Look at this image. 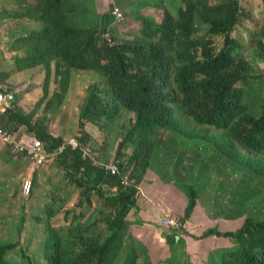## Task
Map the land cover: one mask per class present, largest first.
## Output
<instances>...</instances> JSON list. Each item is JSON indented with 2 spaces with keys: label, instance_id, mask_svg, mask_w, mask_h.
Returning a JSON list of instances; mask_svg holds the SVG:
<instances>
[{
  "label": "trees",
  "instance_id": "16d2710c",
  "mask_svg": "<svg viewBox=\"0 0 264 264\" xmlns=\"http://www.w3.org/2000/svg\"><path fill=\"white\" fill-rule=\"evenodd\" d=\"M149 1L164 9V21L134 41L119 43L107 38L116 22L113 10L103 15L91 11L90 1L85 22L76 23L72 17L78 13L75 0H37L27 16L42 21L44 27L11 45V53L25 52L22 61L17 56L13 59L14 72L36 67L45 72L44 114L62 106L74 71L104 79L88 89L80 111L82 132L75 137H83L85 143L92 139L83 133L86 124L124 137L117 161L124 176L135 170L131 176L136 185L125 189L122 176L112 177L96 168L80 152L67 149L55 158L63 182L80 193L77 208L83 212L77 214L64 206L54 212L64 211L68 224L51 231L52 239L41 256L43 264H138L140 256L124 244L128 218L136 210L139 186L164 145L165 151L175 152L169 160L175 175L161 174V178L165 183L176 180L191 201L181 223L193 215L198 200H204L205 206L207 201L221 202L220 216L251 202L263 220L249 218L235 233L210 230L203 239L230 238L238 244L236 250L224 253L223 264H264V75L241 54L233 36L242 25L243 6L238 0ZM1 9L6 11V5ZM198 14L208 27L206 34L197 30ZM25 18L23 11L15 12V19ZM219 36L224 38L222 47L215 39ZM253 36L257 57L264 62V30ZM51 75L58 85L50 98ZM1 90L4 93L7 88ZM19 101L0 114V129L39 139L53 159L64 141ZM129 115L135 119L127 124ZM201 142L216 150L214 160L198 162L213 155L210 147L195 151L190 159L184 154L188 144L196 143L192 150ZM8 156L12 157L11 152ZM238 163L243 167L237 168ZM96 204L103 206V214H90ZM16 248L17 244L0 245V264H11L7 255ZM21 252L25 264H41L24 249Z\"/></svg>",
  "mask_w": 264,
  "mask_h": 264
},
{
  "label": "rangeland",
  "instance_id": "374dc122",
  "mask_svg": "<svg viewBox=\"0 0 264 264\" xmlns=\"http://www.w3.org/2000/svg\"><path fill=\"white\" fill-rule=\"evenodd\" d=\"M90 1L91 11L100 12L102 15L112 10L115 12L117 8L121 10L125 18L124 21L118 23L116 20L112 29L108 31L111 33L107 37L110 40L115 38L119 43L134 41L137 37H142L147 29L155 30L165 19L164 9L156 6L154 1H149L152 2L149 4L146 0H96V3L94 0H75L78 13L72 17L76 23L85 22L86 7ZM216 1L213 2L216 3ZM36 3L37 0H0V10H2V5L7 7L6 11H0V74L5 77L4 81L0 80V89L5 87L6 91H9L8 82L11 81L10 77L14 73L17 77L13 79L10 88L15 89L17 85L18 88H21L19 93L12 92L17 97V104H21L19 101L21 98L28 112L37 113L38 119L46 121V125L50 127L54 137H61L68 141L74 138L81 140L83 137L75 136L81 135L78 132H82V128L79 126L80 111L85 102L87 91L92 85L103 83L104 79L95 73L77 74L74 71L70 81V90L62 106L44 114V104L42 105L41 100L44 95L43 75L45 72L42 67L32 69L29 75L27 74L28 77L24 73H20L23 72L22 68L20 71L14 72L16 63L13 62V59L17 56L18 60L22 61L25 58V52L17 50L16 54L11 53L12 43L17 38L27 36L44 27L42 21L27 16L30 8L35 7ZM242 6L244 10L242 25L236 29L233 36L239 41L241 54L252 60L259 72L264 75V62L257 57V46L253 33L250 32V29L256 33L264 30V0H245ZM19 11L25 13V19H15V12ZM115 17L117 18V16ZM149 24L150 27L147 26ZM197 30L202 34L208 32V27L202 23L199 14ZM215 39L221 44L219 47H222L224 38L219 36ZM25 77L29 85L18 84L17 81H24ZM53 82L52 80L50 98L56 89ZM262 85L264 88V80H262ZM257 111H260V107H257ZM134 119V115H129L127 124L132 123ZM85 129L83 133L90 134L95 140L88 139L84 144L95 148L102 159H110L107 163L116 161L119 154V143L125 142V138L116 137L114 133L110 134L105 129L99 130L91 124H86ZM16 136L18 137L19 134ZM195 144L191 143L186 146L185 150L188 152L184 154L188 159L194 157L195 151L207 147L213 149V155L206 159L201 158L198 162L205 163L215 159L217 152L208 143L201 142L198 147L190 150V147ZM166 147L167 145H164L159 148L153 165L147 172L148 176L146 175L139 186L137 207L129 215L124 244L133 248L135 253L140 256L138 264H223L224 253L236 250L238 244L230 238L203 239L204 235L210 230H216L222 234L237 232L249 218L261 220L263 218L256 214L251 202L243 206L242 210L240 208L227 210V216H220L224 210L221 202L209 204L207 201L205 206L204 200H201L197 205L196 212L184 225L181 223L184 220H180L181 217L176 216L177 223L180 221L181 226L173 231L164 228L166 217L159 212L161 199L156 182L159 181L161 174L170 178L175 175L173 168L169 165V160L172 161L175 152L173 150L165 151ZM1 150L7 152L9 148L0 140ZM163 151L165 152L158 159V155ZM209 154L210 152L206 153V155ZM3 157L5 156L2 155ZM236 166L237 168L243 167L242 163H238ZM244 168L247 169L245 165ZM19 169L25 170L22 172L24 175L19 174L17 171ZM16 172L19 175H16ZM131 174H135V170H132ZM131 174L126 176L130 178L133 186L136 185V182ZM29 177L32 181V190L30 196L25 197L22 194V184ZM179 190L178 187L174 190L175 200L179 199ZM79 195L78 191L63 182L60 170L55 167V161L35 173L24 161L19 162L16 166L10 164L9 158L0 161V245L17 244V248L7 255V261L11 264H25L21 252L24 249L29 256L39 259L43 264L41 256L44 252V245L48 239H52L51 231L68 224L65 222L64 211L56 214L54 212L64 206L65 209H75L77 214L82 213L83 210L77 208ZM95 202L97 203V201ZM104 212L103 206L96 204L90 214L101 215ZM49 214H52V218L49 217ZM201 249L204 250L203 258L199 259Z\"/></svg>",
  "mask_w": 264,
  "mask_h": 264
},
{
  "label": "built area",
  "instance_id": "2783aa9c",
  "mask_svg": "<svg viewBox=\"0 0 264 264\" xmlns=\"http://www.w3.org/2000/svg\"><path fill=\"white\" fill-rule=\"evenodd\" d=\"M116 14L118 15L120 21L123 20V14L121 13L119 8H117ZM16 103L17 98L15 94L10 91H6L4 93L0 91V113H3L5 108L13 107ZM0 140L9 148L13 155L24 157L29 163H31L32 167L36 171L44 168L48 163L52 161V159L49 158L43 143L36 138H32L28 135L17 137L12 133L0 129ZM68 145L73 150H82L84 158L93 157L92 150L86 149L77 139H72L71 141H69ZM62 151L63 149L60 150V153ZM93 159L95 160V158ZM107 171L111 172L114 176L120 174V168L116 165L107 167ZM124 184L126 186L129 185L128 178L125 180ZM31 190L32 181L31 179H28L23 183L22 194L25 197H29L31 194ZM167 225H169V223H167Z\"/></svg>",
  "mask_w": 264,
  "mask_h": 264
},
{
  "label": "clouds",
  "instance_id": "9594fccd",
  "mask_svg": "<svg viewBox=\"0 0 264 264\" xmlns=\"http://www.w3.org/2000/svg\"><path fill=\"white\" fill-rule=\"evenodd\" d=\"M239 2H241V4L242 3H244L245 2V0H238ZM117 10V9H116ZM121 11V10H120ZM122 13V12H121ZM114 15L115 16H117V18H116V20H117V22L118 23H122L123 21H124V15H123V20H119V18H118V15L116 14V11L114 12ZM116 23V22H115ZM250 32H254L253 30H251L250 29ZM262 32H263V30H261L259 33H261L262 34ZM111 46H115L116 45V43L114 44V43H111L110 44ZM44 80H46V76H45V73H44ZM51 77H52V79H51V84H52V80L54 81L53 82V86H56L57 85V83H56V76L55 75H51ZM43 80V81H44ZM55 83V84H54ZM50 84V85H51ZM2 88V87H1ZM0 91H2L1 89H0ZM54 94V93H53ZM17 98V97H16ZM17 102H18V100H17ZM16 105V104H15ZM1 114V113H0ZM16 135V134H15ZM25 135H27V134H25ZM29 136V135H28ZM18 137H22V136H18ZM32 138H34V137H32ZM56 138H61V137H56ZM92 138V137H91ZM63 141H64V145L62 146V147H60L59 149H58V151L56 152V154H55V157H57L58 158V156H60V155H62L67 149H71V150H73L69 145H68V143H69V141H71L72 139H70L69 141L68 140H64L63 138H61ZM74 139H77V140H79L80 141V143L86 148V149H89V150H92V152H93V157H85L84 158V154H83V152H82V150H80V149H77V150H73V151H77V152H80L81 153V157H82V159L84 160V161H91L92 163H93V165L96 167V168H99V169H104V170H106V172L108 173V174H110L112 177H120V176H122V186L125 188V189H131L133 186H132V184H131V181H130V178L128 177V176H124L123 175V171H122V168H121V162L120 161H117V159H116V161H114V162H112V163H107L110 159H102V157H99V155H98V153H97V151H96V149L95 148H91V147H88V146H86L84 143V141H81L80 139H78V138H74ZM92 139H94V138H92ZM39 140V139H38ZM95 140V139H94ZM40 141V140H39ZM3 143V142H2ZM64 147H65V149H64ZM61 149H63V151L60 153V150ZM46 150V149H45ZM9 152H11L10 150H9ZM46 152H47V150H46ZM12 154V153H11ZM48 154V153H47ZM12 156L13 157H15V158H19V157H22V156H15V155H13L12 154ZM93 158H95V160L93 159ZM53 161H55V158L54 159H52V161L50 162V163H48L46 166H48L49 164H51ZM29 165H30V167H31V171L33 170L34 171V173L35 172H38L39 170H34V168L32 167V165H31V163H29V162H27ZM114 165H116V166H119V168H120V174L119 175H116V176H114L111 172H109V171H107V167H111V166H114ZM45 166V167H46ZM44 167V168H45ZM44 168H42V169H40V170H43ZM128 178V182H129V185L128 186H126L125 184H124V182H125V180ZM29 179H30V177H29ZM28 180V179H27ZM159 181H160V184L162 185V186H164V187H167L169 190H170V192H174V190L177 188V185L175 184V181L176 180H172L171 182H167V183H165L164 181H163V179L161 178V176H160V179H159ZM25 182V181H24ZM23 182V183H24ZM22 186H23V184H22ZM162 196V194L161 193H159V197H161ZM163 196L164 197H166V195L165 194H163ZM170 196V198H172L171 197V195H169ZM179 196L180 197H183L185 200H186V203H187V205H186V207L183 209L182 208V206L181 205H177L176 206V212L173 214V215H167L166 216V218L164 219V222H165V224H166V226L164 227V228H168V229H173V230H177L180 226H181V223H180V221H179V223H177V218H176V216H179V217H181V219L180 220H183L185 217H186V213H187V210H188V208H189V206H190V198L188 197V195L187 194H185L182 190H179ZM137 201H138V197H137ZM201 200H198V202H197V205L199 204V202H200ZM96 203V202H95ZM196 208H197V206H196ZM196 208H195V210H194V212H196ZM194 214V213H193ZM129 219V218H128ZM167 223H169V225H167ZM245 224V223H244ZM243 227V226H242ZM229 233H232V232H229ZM233 233H235V232H233ZM226 234V233H225ZM218 239H225V238H218Z\"/></svg>",
  "mask_w": 264,
  "mask_h": 264
},
{
  "label": "crops",
  "instance_id": "0c3cea01",
  "mask_svg": "<svg viewBox=\"0 0 264 264\" xmlns=\"http://www.w3.org/2000/svg\"><path fill=\"white\" fill-rule=\"evenodd\" d=\"M253 33V32H252ZM32 70V69H31ZM31 70H27V71H23V72H20L21 74H25L26 75V77H28L27 76V74L29 75V73L31 72ZM16 75H12L10 78H11V81L10 82H8V84H9V86H7L8 88H9V91L10 92H14V93H19V92H21V88H18V85L16 86V88L13 90V89H11L10 88V85H11V83L13 82V79H16ZM26 77H25V80L23 81V80H19V81H17L18 82V84H22V83H24V85H29V82H28V80L26 79ZM12 86V85H11ZM27 88V87H26ZM25 102V101H24ZM2 142V141H1ZM0 153H1V155H0V161H2V160H4L5 158H9L10 159V164L11 165H13V166H16V164H18L19 162H23L24 160L23 159H21V158H15V157H9L8 155H9V151H7V152H5L4 150H1L0 151ZM2 155H4L5 157H3L2 158ZM20 160V161H19ZM28 164V163H27ZM28 166H30L29 164H28ZM47 167V166H46ZM45 167V168H46ZM44 168V169H45ZM18 172H19V174H22V172H24L25 170L24 169H19V170H17ZM18 172H16V175H19L18 174ZM61 174H62V172H61ZM149 174V173H148ZM22 175H24V174H22ZM148 176V175H147ZM62 179H63V174H62ZM156 187H157V189H158V191H159V193H161L162 194V196L161 197H159L160 199H161V205H159L160 206V210H159V212L164 216V217H166L167 215H173L175 212H176V206L177 205H181L182 206V208L184 209L185 207H186V205H187V203H186V200L183 198V197H180L179 196V199H177V200H175L174 199V192H170V190L167 188V187H164V186H162L161 184H160V181H158V182H156ZM163 194H165L166 195V197H164L163 196ZM169 195H171V197L172 198H170V196ZM199 210V209H198ZM197 210V211H198ZM203 251L204 250H200L199 251V259H202L203 258Z\"/></svg>",
  "mask_w": 264,
  "mask_h": 264
}]
</instances>
